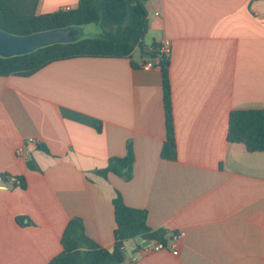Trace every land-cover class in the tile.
I'll return each mask as SVG.
<instances>
[{
    "label": "crops",
    "instance_id": "crops-1",
    "mask_svg": "<svg viewBox=\"0 0 264 264\" xmlns=\"http://www.w3.org/2000/svg\"><path fill=\"white\" fill-rule=\"evenodd\" d=\"M78 1L37 0L35 14ZM144 7L154 35L144 55L137 48L131 57L72 58L27 77H0V264L48 263L73 217L110 249L116 192L146 211L149 228L167 231L159 251L148 248L154 242L126 241L128 264H264V151L226 140L232 111L264 109V0H146ZM164 39L174 161L160 157V66L142 68L150 45ZM128 142L130 180L94 174L123 157Z\"/></svg>",
    "mask_w": 264,
    "mask_h": 264
},
{
    "label": "trees",
    "instance_id": "trees-1",
    "mask_svg": "<svg viewBox=\"0 0 264 264\" xmlns=\"http://www.w3.org/2000/svg\"><path fill=\"white\" fill-rule=\"evenodd\" d=\"M145 1L79 0L75 9L36 15L37 0H0V31L15 36L88 25H97L101 31L98 37L78 38L75 42L53 44L24 55L0 57V77H27L52 62L72 58L131 57L137 48L144 55L147 48L143 39L148 30ZM150 46L153 52L149 55L153 59L158 55L159 46L153 43ZM158 65L162 73L166 128V140L162 145L160 157L174 161L176 150L168 81L169 59L161 57ZM226 140L243 144L248 152H263L264 109L232 111L228 117ZM36 149L47 153L41 145H36ZM133 163V149L128 142L123 157L108 159L107 165L96 169L94 174L102 178L113 174L128 181L132 178ZM27 166L33 168L30 161H27ZM16 180L20 188L24 189L23 180ZM112 206L115 228L114 242L110 249L92 241L85 234L82 219L73 217L62 232L61 253L46 264H122L126 257L124 243L128 240L141 238L150 242L167 243V231L149 228L146 224V211L126 206L119 192H116Z\"/></svg>",
    "mask_w": 264,
    "mask_h": 264
},
{
    "label": "water",
    "instance_id": "water-1",
    "mask_svg": "<svg viewBox=\"0 0 264 264\" xmlns=\"http://www.w3.org/2000/svg\"><path fill=\"white\" fill-rule=\"evenodd\" d=\"M80 34L76 28L55 29L26 36H15L0 31V57L9 58L28 54L57 43L75 42L80 38ZM135 241L143 248L150 244V241H143L141 238H137ZM131 257L130 250H126V257L122 264H126Z\"/></svg>",
    "mask_w": 264,
    "mask_h": 264
},
{
    "label": "built area",
    "instance_id": "built-area-1",
    "mask_svg": "<svg viewBox=\"0 0 264 264\" xmlns=\"http://www.w3.org/2000/svg\"><path fill=\"white\" fill-rule=\"evenodd\" d=\"M65 11L70 10L68 7H66L65 9H63ZM170 54H171V42L168 39H164L160 42L159 48H158V55L157 57L150 59L147 63L142 64V68L144 70H149L151 69L154 65H158V61L161 57H164L165 59H169L170 58ZM27 144H35V141L33 139H27L26 141ZM21 149H19L20 152ZM179 237H181V235H177L174 239H178ZM148 248H150L153 251H159L161 249L165 248V244L161 243V242H154L152 245L148 246ZM173 251L172 254L175 256L177 255V251L174 250V247L171 246L170 247ZM134 262V260L132 259V257L129 259V261L126 263H132Z\"/></svg>",
    "mask_w": 264,
    "mask_h": 264
},
{
    "label": "rangeland",
    "instance_id": "rangeland-1",
    "mask_svg": "<svg viewBox=\"0 0 264 264\" xmlns=\"http://www.w3.org/2000/svg\"><path fill=\"white\" fill-rule=\"evenodd\" d=\"M78 31H80V38H89V37H98L101 33L100 27L97 25H88V26H82L76 28ZM149 29V27H148ZM152 37H154L153 33H151L149 30L147 31L143 41L144 44L147 45L151 42ZM133 54V53H132ZM137 53H134L136 55Z\"/></svg>",
    "mask_w": 264,
    "mask_h": 264
}]
</instances>
